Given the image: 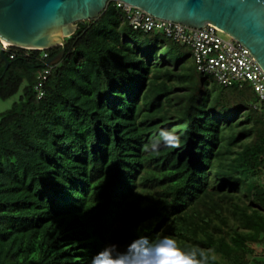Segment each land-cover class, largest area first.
<instances>
[{
    "label": "trees",
    "instance_id": "obj_1",
    "mask_svg": "<svg viewBox=\"0 0 264 264\" xmlns=\"http://www.w3.org/2000/svg\"><path fill=\"white\" fill-rule=\"evenodd\" d=\"M77 25L55 66L60 47L9 48L6 70L0 58V101L17 97L0 114V264H148L162 239L178 245L160 248L172 264L180 250L250 264L264 244V115L249 84L199 74L186 46L134 31L116 2Z\"/></svg>",
    "mask_w": 264,
    "mask_h": 264
},
{
    "label": "water",
    "instance_id": "obj_2",
    "mask_svg": "<svg viewBox=\"0 0 264 264\" xmlns=\"http://www.w3.org/2000/svg\"><path fill=\"white\" fill-rule=\"evenodd\" d=\"M110 2L191 29L211 25L243 46L264 74V0H0V41L30 51L60 47L46 63L55 66L77 24L97 19ZM0 58L6 70L10 63L3 52Z\"/></svg>",
    "mask_w": 264,
    "mask_h": 264
},
{
    "label": "built area",
    "instance_id": "obj_3",
    "mask_svg": "<svg viewBox=\"0 0 264 264\" xmlns=\"http://www.w3.org/2000/svg\"><path fill=\"white\" fill-rule=\"evenodd\" d=\"M116 6L125 13L128 24L134 31L162 33L168 39L188 47L199 74L212 78L222 87L249 84L258 103L264 104V74L243 46L230 37L223 39L219 35L223 33L217 28L207 25L202 29H191L156 19L120 2H116ZM9 48L0 41V52L7 53ZM43 74H48V71ZM251 107L264 114L259 104H252Z\"/></svg>",
    "mask_w": 264,
    "mask_h": 264
},
{
    "label": "clouds",
    "instance_id": "obj_4",
    "mask_svg": "<svg viewBox=\"0 0 264 264\" xmlns=\"http://www.w3.org/2000/svg\"><path fill=\"white\" fill-rule=\"evenodd\" d=\"M2 42V41H1ZM9 46V45H8ZM10 48H14L9 46ZM5 54V53H4ZM49 60V59H48ZM47 63V61H46ZM46 66H48L47 64H45ZM48 67H52V66H48ZM38 98H42V93L38 95ZM164 141L170 145H174L176 143H178V137L175 136L174 133H169L166 132L164 134ZM160 145L159 141H156L155 143H153L152 147L154 149L158 148ZM123 206V205H121ZM127 212V213H125ZM129 213V211L127 210H123V207L121 208L120 206L116 209V211L114 212L113 216L118 217V223L117 225H119V218L120 216H123L126 218L125 215H127ZM128 217V216H127ZM145 241H147L145 239ZM170 240L168 239H162L160 242H158L156 245H151L149 246V256L147 257L148 260V264H172L171 260H167L165 259L167 253L165 252H161L160 248L164 247V248H168V247H174V250L178 249V245L175 244V241H171V243H169ZM148 242V241H147ZM135 243H139L138 241ZM145 245H148L145 244ZM131 251L133 253H135V248H132ZM180 254L182 256H184V260L179 261L178 264H202V262L198 259H195V254L189 255L188 253H183L182 250H180ZM116 264H143L142 261H137L136 259H134L133 257H126V258H119L116 257L115 258Z\"/></svg>",
    "mask_w": 264,
    "mask_h": 264
},
{
    "label": "rangeland",
    "instance_id": "obj_5",
    "mask_svg": "<svg viewBox=\"0 0 264 264\" xmlns=\"http://www.w3.org/2000/svg\"><path fill=\"white\" fill-rule=\"evenodd\" d=\"M223 39H228L229 37L225 34H219ZM69 38L66 39V41ZM190 53V49L188 47H186L185 51L183 52V56L185 57L187 54ZM250 86V85H249ZM17 100V97L5 100V101H0V114L6 110H8L9 108H11L12 104ZM257 104H259L261 106V108H263L264 110V104H260L258 103V100L256 101ZM263 114V113H262ZM264 115V114H263ZM249 141V139L245 140L244 143H247ZM240 196L243 197L244 200L247 201L248 204L249 200L245 198V194L243 192V190H240L239 192ZM252 248L254 250V255L250 256L251 259V263L250 264H255L254 262H264V244L261 245H252ZM255 259V261L253 260Z\"/></svg>",
    "mask_w": 264,
    "mask_h": 264
},
{
    "label": "bare ground",
    "instance_id": "obj_6",
    "mask_svg": "<svg viewBox=\"0 0 264 264\" xmlns=\"http://www.w3.org/2000/svg\"><path fill=\"white\" fill-rule=\"evenodd\" d=\"M5 44L8 46L9 44L7 42H5Z\"/></svg>",
    "mask_w": 264,
    "mask_h": 264
}]
</instances>
